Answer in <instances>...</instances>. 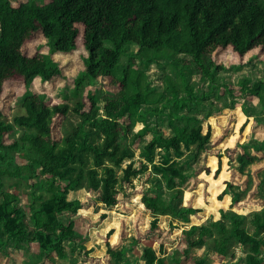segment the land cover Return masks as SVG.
<instances>
[{"label":"trees","instance_id":"1","mask_svg":"<svg viewBox=\"0 0 264 264\" xmlns=\"http://www.w3.org/2000/svg\"><path fill=\"white\" fill-rule=\"evenodd\" d=\"M43 1L0 0V95L4 82L13 75L20 76L24 85L18 102L23 113L8 122L2 120L0 109V237L4 236L0 255L11 257L9 249L22 252L36 244L39 254L30 255L29 264L83 254L87 257L84 239L74 233L75 219L83 206L79 195L68 198L70 192L88 187L101 204L111 207L114 196L123 194V184L134 191L130 196L136 195L132 178H138L154 156L160 165L156 167L159 177L150 182V195L138 197V204L153 219V231L166 217L171 219L166 231L169 235L191 221L197 222L192 217L195 210L183 203V191L204 171L201 176L211 194L213 182L225 172L222 152L209 148L214 129L209 118L237 107V88L240 99L257 100L254 104L239 102L245 117L241 129L247 130L253 122L264 126V78H242L236 85L223 83L227 71L215 64L208 52L217 46H230L240 57L254 49L259 51L256 55L264 53V0ZM36 34L45 39L42 45L48 51L26 56L23 48ZM79 34L87 52L81 59L83 70L60 89L64 97L74 101L70 109L77 121L62 136L54 137L53 118L57 115L62 124L68 107L54 106L47 94L31 88L35 81L51 85L63 77L54 54L73 51ZM106 79L108 85L118 88L116 93L90 90ZM84 80L89 87H83ZM221 92L228 100L222 106ZM14 132L16 137L7 141ZM249 146L251 153L228 159V172L233 162L239 169L264 158V134ZM135 147L141 165L133 169L129 160L122 183L114 174L133 156ZM172 149L177 150L179 160L171 158ZM19 150L24 154L15 155ZM89 155L92 168H86ZM211 155L216 168L209 174L205 158ZM17 158L27 163L20 165ZM42 159L53 168L44 169ZM104 160L113 167L106 166ZM74 162L79 166L76 170L70 167ZM75 172L71 179L69 175ZM227 177L217 185L218 192L223 185L225 188L215 199L221 203L229 196L230 210L220 208L219 219L181 230V252L174 249L167 258L164 243H158L157 256L144 243L145 238L140 241L134 236L120 248L107 249L109 263L180 264V258L189 257L195 248L207 249L223 261L233 259L232 248L239 247L244 255L241 260L237 256L235 264H264L260 259L264 206L247 215L234 210L246 187L237 191L224 181ZM245 177L246 182L252 180L250 174ZM9 179L25 183V205L15 193L17 183L5 186ZM149 179L147 176L146 181ZM262 187L264 179L257 178L255 188L264 193ZM106 216L101 214L100 218ZM207 235L212 236L210 244L204 239ZM204 261L196 259L195 264Z\"/></svg>","mask_w":264,"mask_h":264},{"label":"rangeland","instance_id":"2","mask_svg":"<svg viewBox=\"0 0 264 264\" xmlns=\"http://www.w3.org/2000/svg\"><path fill=\"white\" fill-rule=\"evenodd\" d=\"M48 0H44L43 2H46ZM45 39L42 37L40 34H36L35 37L32 39H29L27 43L25 44L23 51L26 56H31L35 53V51L39 53L46 54L48 49L46 46H43V42ZM137 47V45H134V48ZM258 49H254L253 51L249 52L246 54L244 57L238 56L230 46H224L221 48V46H217L215 49L209 50L208 53H210V59L215 62V64H221L223 68L227 71L226 77L221 80L223 83H230V84H237V81L242 79V78H247V79H252V80H259L264 78V53H260L259 55H256L258 53ZM55 55V62L59 65L60 69L63 70V77L56 79L52 82L51 85L49 84H40L39 82L35 81L32 85L31 90L39 93V92H44L50 97V103L53 104L54 106L57 105V107H61L62 109H66L65 116L66 120L62 122V124L59 121V118H57V115L53 118L54 124V132L53 136L54 137H60L64 134V131L69 130L77 121V118L73 113L71 112V107L74 103L73 100H68L66 97H64L60 93V89H62L63 85L65 83H70L72 81L73 75L77 74L78 72H82L83 67L81 66V59L83 57H87V52L84 49L83 42H82V34H79L76 38V45L73 51H71L68 54H54ZM256 55V56H255ZM250 58L251 63H249ZM154 69L150 70L149 74L153 73ZM81 74V73H80ZM84 86L86 88L89 87L90 85L87 84V80H84L83 82ZM96 88L100 89L101 92L106 93V94H114L118 91V88L114 85H108L107 84V79L103 82H97V85L91 86L90 90H95ZM223 88H221V91ZM235 96L236 101L238 103L236 104V108L231 110V112H228L229 109H223L221 113L219 114L222 115L223 111L225 110L223 116L221 117V121L224 123L221 124L219 129H217L213 123L212 120L213 118H209V121L211 122L213 126V133L211 137V145L209 148L213 149V151H221L222 152V159H223V168L222 170L225 172L220 173L219 178L213 182L214 189L208 192V185L206 186V180L203 178L201 175L206 174L204 171H201L198 174V177L194 179L193 182H191L189 185L186 186L185 190L183 191V203L186 206H193L195 204V199L197 196L201 195L202 198L204 199H210L206 198L207 193H209V197L212 199V205L206 207L205 212L213 211L215 207H218L219 205L222 206L223 203H219L215 199V194L218 192L217 185L221 184V181L228 175L227 179L225 181H228L229 184H231L237 191L241 189V187L245 188L246 191L242 195V199L236 203L234 206V210H237L239 212L244 213V215H247L249 212H252L254 210H259L262 206H264V193L262 190L258 192L257 188L255 186L257 185V178L258 179H264V158H261L260 161H255L251 166L247 165L245 168H239L237 163L233 162L232 166H230V171L228 172V159H235L237 156H244L247 155L248 153H251L250 146L249 144H253L256 139H260V137L263 136L264 134V126H260L256 123H252L247 127V130H242L241 126L239 128L236 127L239 126V123H241L240 118L238 121L236 120V115H241L240 113V107H239V102H244L246 101L247 103L254 104L256 103V98L254 97H248V98H243L240 99L239 97V91L237 88L235 89ZM24 92V85L22 83V78L18 75H13L9 80L5 81L3 86H2V92L0 95V109L3 113L2 120L5 119V121L10 122L11 119L18 114L23 113V109L20 107L18 104L19 100L21 99V95ZM82 92H84L82 90ZM223 98L220 100L219 105L222 106L226 105L228 100L225 97V94H223ZM241 100V101H240ZM243 103V105L247 106L248 104ZM238 113V114H236ZM218 116V115H216ZM243 117V115H241ZM220 121V120H219ZM18 136V134H17ZM16 137V133L14 132L7 141L11 140L12 138ZM132 149V148H131ZM180 151H184L183 147H179ZM171 158L173 159L174 157H177V160L180 159V157L177 155V150L172 149L171 150ZM133 156L131 158H128L124 160V162L121 164L119 168L116 169V172L114 174V179L116 180H121L122 183H124L123 180V175L125 169H128L129 165V160L133 162V169H137L140 167V160L138 158V153L135 149H132ZM24 152L19 150L15 155H23ZM217 154V153H216ZM88 155V154H86ZM177 155V156H176ZM88 159H92V156L89 155ZM206 163L205 165L210 168V173L212 174L213 168L215 166V161L216 159L211 155L209 157L205 158ZM104 164L106 166L113 167L108 160H104ZM88 162V161H87ZM16 163L22 165L25 162L24 160H21L19 158L16 159ZM143 163V162H142ZM145 163V162H144ZM159 162L157 161V157H153L151 160L148 161V164L145 163L147 166L146 170H143V172L138 175L133 176V184L135 185L137 192L135 196H130L129 193H133L134 191L130 190L127 188V185L123 184L122 189H124L123 194H117L115 197V204H114V213L118 212L119 216H115L116 214L112 215L114 216L115 222L113 224H119L118 225V231L121 233L120 235H123L122 243L129 241L130 237L135 236L138 238L140 241L145 238L144 243L147 244V246H153L155 247L158 245V243H164L165 245L168 246V251L166 249V255L165 257H169L171 253L174 251V249H178L176 252H181V230L184 228H188L191 225V222L187 226H183L180 231H174L173 234L169 235L167 234L168 230V221L165 220V224L161 228V225H157L155 228V231H153L152 226L145 227L147 224L151 225V223H148L151 217H148L146 220L145 226L142 224V228H139L138 224L140 223V218H143V215H141V211L144 213H147L144 211V209L138 204V197L142 194H149L150 195V187L146 190L144 185V180L146 181V177L148 176L149 182H152L155 178L159 177V175L156 173L157 168L160 167L158 164ZM41 166L48 170L49 168H53V165L50 164L46 159L40 161ZM70 167H75V170L79 168L78 163H70ZM92 168L93 164L92 163H87L86 168ZM155 167V168H154ZM97 171V170H95ZM250 172V173H249ZM208 174V175H209ZM250 174L252 177V180L246 182V177L245 175ZM102 174H100L97 178L101 177ZM76 176L75 173H71L69 177L73 179ZM104 176V175H103ZM251 179V178H250ZM143 182V183H142ZM5 186L7 187L8 185H11L12 183H17V188L15 189V193L20 199V202L22 205H25L26 202L28 201V195L25 191V183H22L21 181L15 180V179H9L4 181ZM224 186V185H223ZM82 186L80 190H77L76 192H70L68 198L69 199H74V197L79 195V198L82 203V208L88 209L89 207H93L95 211L98 210V206L100 202L98 201V195L93 194L90 192V190ZM223 188V187H222ZM264 188V187H262ZM149 191V192H148ZM46 196V195H45ZM112 197V196H111ZM114 199V198H113ZM197 202H200L199 199L196 200ZM206 201V200H205ZM99 204H98V203ZM226 202L229 204L230 202V197L226 196ZM122 203V204H121ZM121 205V207H118L117 205ZM228 206V205H227ZM137 209V213H133L132 211ZM141 210V211H139ZM230 208L226 209L225 211H229ZM196 212V211H195ZM206 215V214H205ZM197 217V215H195ZM199 220L195 223V225H199L202 222L203 223H208L209 218L205 219L206 217L203 216V213L198 214ZM247 217V216H246ZM94 220V218H91ZM98 221V222H97ZM100 221L99 219H95L94 221L87 220L84 218L82 221H78L76 224V230H74V233L76 234L77 237L80 239H86V236L88 235V228L95 227V225L99 224ZM249 225V223H248ZM99 226V225H98ZM128 227H132V230L128 233ZM87 230V231H86ZM252 230L251 226L250 229ZM91 232L95 230H90ZM80 232V234L78 233ZM101 232V231H99ZM160 232L159 234H157ZM130 234H133L129 236ZM144 234H148V236L144 237ZM92 235H98L95 233H92ZM143 235V236H142ZM85 237V238H84ZM110 235L106 234L103 239L109 238ZM211 235H207L204 239L206 243L210 244L211 243ZM0 239H4V236L0 237ZM174 240V242L172 241ZM172 243L168 245L169 243ZM156 244V245H155ZM31 249L22 252H11L9 249L8 252H10L11 257H6L5 255H0V264H29V258L32 253L35 255H38L39 252L37 251L36 245L31 244ZM107 251V250H106ZM233 253L235 254L234 258L231 260H223L220 261L218 257L215 255L208 253L207 249H198L195 248L192 250L191 255L189 257H181L180 258V264H195V260H205L203 264H235L237 256L240 257V260L243 258L244 255L243 251L238 247H233L232 248ZM262 251V256H260L261 261L264 263V249H261ZM38 252V253H37ZM85 252L88 253L87 257H80V256H75L73 258V262L69 263L68 260H52L53 262H45L44 264H75L74 260L76 259L81 262V263H87V264H94L96 262L95 259L89 257V251ZM137 253V251H136ZM165 253V254H166ZM82 254V253H81ZM209 254V255H208ZM52 257V255H50ZM222 260V259H221ZM97 264V263H95ZM173 264V263H172Z\"/></svg>","mask_w":264,"mask_h":264},{"label":"crops","instance_id":"3","mask_svg":"<svg viewBox=\"0 0 264 264\" xmlns=\"http://www.w3.org/2000/svg\"><path fill=\"white\" fill-rule=\"evenodd\" d=\"M224 112H225V110L222 113L224 114ZM228 112H231V110H228ZM223 114L220 116L218 115V116L212 117L213 118L212 123L217 129H219V127L221 126V124L219 122L224 124L221 121V117L223 116ZM236 114H238V113H236ZM236 116H237L236 117L237 121L240 118H243V119H241V123H239V126H237L238 123L236 124V127L239 128L241 126V124L244 122L245 117H241V115H236ZM88 163L89 164L92 163V159H88ZM144 185H146L145 189L147 190L148 187L151 185V183L147 180V181H144ZM205 185L207 186L209 184L206 183ZM224 188H225V186H223V188L221 187V190ZM221 190H219V192ZM206 198H210V199H204V198H202L201 195L197 196V198L195 199V204H193V206H191V208H193L196 211L192 217L194 219H196L197 221L199 220L198 214H201V213H203V216L206 217L205 219L209 218V219L217 220V219H219L218 210L220 208H222L223 210L228 209V206H227L228 203L226 202V196H225L221 202V203H223L222 206L215 207V209L213 211L205 212V206H208L205 204V200L207 202H210L209 206L212 205V202H211L212 199H211V197H209V193H207ZM197 199H199L200 202H197L196 201ZM96 206H98L97 211H95V209H93V207H89L88 209H85V210H84V208H81L79 216L76 217V219H75L74 230H76L77 222L82 221L84 218H86L87 220H90V221H94L95 219H99V221H100L99 224L95 225V227L93 226V227L87 229L88 235L86 236V239H84L83 245L85 247V250L89 251V257L92 256L93 259H95V260L97 259L95 263H97V264H110L109 260L107 259V256H106V250L108 248H113V249L120 248V247L124 246L125 244H127L129 241H127L126 243L125 242L122 243L123 235H120L121 233H119V231H118V225L119 224L118 225L113 224V222H115L116 218H114V216H112V215L116 214L115 216H119L118 215L119 213L118 212L114 213V210H113V208L116 206V204H115V206L113 205L111 207H106L105 205L100 203L99 205H96ZM117 206L121 207L120 204ZM132 211H133V213H135V215L138 214L137 209L133 210V208H132ZM139 211H141V210H139ZM101 214H106L107 216L105 218L101 219L100 218ZM141 215H143V218L141 217L139 220L140 221V223L138 224L139 228H142V224L143 225L146 224V221H147L146 219L149 217L150 214L144 213L141 211ZM195 215H197V217ZM91 218H94V220ZM165 220L170 221L171 219L169 217H166L160 226L161 228H165V227H162L165 224ZM152 221H153V219L151 218L148 221V223H152ZM169 221H168V223H169ZM193 222L194 221H191V225H195V223H193ZM173 223L175 224L174 221H173ZM148 226H151V225H148ZM128 229H129L128 230V233H129L132 230V227H128ZM90 230H95V231L91 232ZM99 231H101V232H99ZM95 232L98 235H92V233H95ZM78 233L80 234V232H78ZM106 234L110 235V237L105 240L103 238L105 237ZM131 235H133V234H130L129 236H131ZM132 237H134V236H132ZM172 241L174 242V240H172ZM170 244H172V243L170 242L168 245H170ZM158 247H159V244L156 245L155 247L152 246V249L154 250V252L156 253L157 256H158ZM36 248H37V251L39 252L37 245H36ZM167 248H168V246L164 244V256L168 255V253H166ZM30 249H31V247H30ZM167 251H168V249H167ZM32 254H34V253H32ZM73 258H75V256L68 259L69 263L73 262ZM74 263L75 264H87V263H81L77 259H76V261L74 260Z\"/></svg>","mask_w":264,"mask_h":264}]
</instances>
